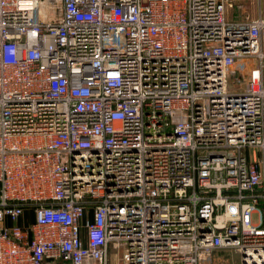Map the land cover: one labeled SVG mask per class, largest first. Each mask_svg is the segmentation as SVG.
<instances>
[{"label":"built area","instance_id":"1","mask_svg":"<svg viewBox=\"0 0 264 264\" xmlns=\"http://www.w3.org/2000/svg\"><path fill=\"white\" fill-rule=\"evenodd\" d=\"M238 1L0 0V264H264V16Z\"/></svg>","mask_w":264,"mask_h":264},{"label":"rangeland","instance_id":"2","mask_svg":"<svg viewBox=\"0 0 264 264\" xmlns=\"http://www.w3.org/2000/svg\"><path fill=\"white\" fill-rule=\"evenodd\" d=\"M258 10H261L264 15V0H239L236 4L230 6L228 17L229 19L239 20L246 15L252 16ZM28 213H30V211H27L25 215L28 216ZM7 222L12 223L9 219ZM111 251L110 264H123V262L118 259L116 252L113 249H111ZM119 256H122V251L119 253ZM209 264H239L238 254L231 248L222 249V251L218 252L213 257Z\"/></svg>","mask_w":264,"mask_h":264},{"label":"crops","instance_id":"3","mask_svg":"<svg viewBox=\"0 0 264 264\" xmlns=\"http://www.w3.org/2000/svg\"><path fill=\"white\" fill-rule=\"evenodd\" d=\"M261 14V15H263V13H262V11L261 10H258L255 14H253L251 17H255V16H257L258 14ZM264 16V15H263Z\"/></svg>","mask_w":264,"mask_h":264}]
</instances>
